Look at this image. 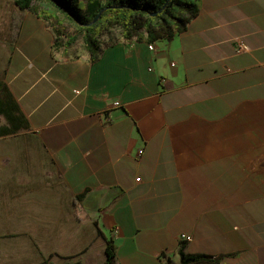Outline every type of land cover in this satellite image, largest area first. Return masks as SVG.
<instances>
[{
    "label": "crops",
    "instance_id": "crops-1",
    "mask_svg": "<svg viewBox=\"0 0 264 264\" xmlns=\"http://www.w3.org/2000/svg\"><path fill=\"white\" fill-rule=\"evenodd\" d=\"M196 7L92 62L0 0V264H264V0Z\"/></svg>",
    "mask_w": 264,
    "mask_h": 264
},
{
    "label": "trees",
    "instance_id": "trees-1",
    "mask_svg": "<svg viewBox=\"0 0 264 264\" xmlns=\"http://www.w3.org/2000/svg\"><path fill=\"white\" fill-rule=\"evenodd\" d=\"M21 10L40 14L44 19H55L60 14L73 24L75 34L83 41L91 61L95 62L100 54L99 39L113 28H120L124 41L135 40L138 43H154L183 31L197 14L196 0H13ZM52 9H50V8ZM155 14V15H153ZM97 18V19H96ZM96 19V20H95ZM62 24V23H61ZM63 35L61 30L55 31L56 37ZM69 38V37H68ZM67 38L71 45L75 40ZM113 44V43H112ZM110 45H106L108 47ZM89 193L85 190L75 197L80 201ZM97 227V224L95 223ZM97 233L102 236L97 228ZM105 239V238H104ZM105 264H115L116 245L112 238L106 240ZM184 244H180V264H218L204 256H188L184 252ZM166 264H170L168 260ZM65 264H81L80 262Z\"/></svg>",
    "mask_w": 264,
    "mask_h": 264
},
{
    "label": "rangeland",
    "instance_id": "rangeland-1",
    "mask_svg": "<svg viewBox=\"0 0 264 264\" xmlns=\"http://www.w3.org/2000/svg\"><path fill=\"white\" fill-rule=\"evenodd\" d=\"M178 1H183V0H178ZM57 15H58L59 19L61 20V23H62L61 28H62L63 33L67 34V36L69 38L73 37L75 35L76 40L74 42H76V44H83L82 38L78 34H75V29H74L73 24L70 23L65 18H63L62 15H60V14H57ZM120 33H121L120 28H118V27L113 28L112 30L108 31V33L106 35H103L99 39V41H100L99 45L106 46V45H109L111 43H116L118 41H121V34Z\"/></svg>",
    "mask_w": 264,
    "mask_h": 264
},
{
    "label": "built area",
    "instance_id": "built-area-1",
    "mask_svg": "<svg viewBox=\"0 0 264 264\" xmlns=\"http://www.w3.org/2000/svg\"><path fill=\"white\" fill-rule=\"evenodd\" d=\"M149 49H150V50H153V47L150 46ZM247 51H249V47H248V45H246V44H244V43L239 44V45L237 46V48H236V52H237V53H245V52H247ZM75 93H77V91H75ZM114 106H115V107L119 106V103H117V102L114 103ZM139 154H142V151H140ZM182 238H183V239H188V237H186V236H182Z\"/></svg>",
    "mask_w": 264,
    "mask_h": 264
},
{
    "label": "water",
    "instance_id": "water-1",
    "mask_svg": "<svg viewBox=\"0 0 264 264\" xmlns=\"http://www.w3.org/2000/svg\"><path fill=\"white\" fill-rule=\"evenodd\" d=\"M153 15H155V14H153ZM96 19H97V18H96ZM96 19H95V20H96Z\"/></svg>",
    "mask_w": 264,
    "mask_h": 264
}]
</instances>
